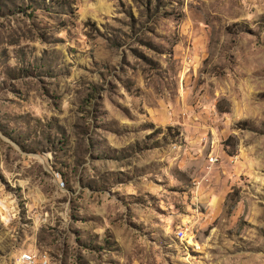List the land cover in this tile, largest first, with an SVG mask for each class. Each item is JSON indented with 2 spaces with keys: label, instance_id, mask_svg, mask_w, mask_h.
<instances>
[{
  "label": "rangeland",
  "instance_id": "rangeland-1",
  "mask_svg": "<svg viewBox=\"0 0 264 264\" xmlns=\"http://www.w3.org/2000/svg\"><path fill=\"white\" fill-rule=\"evenodd\" d=\"M24 253L264 264V0H0V264Z\"/></svg>",
  "mask_w": 264,
  "mask_h": 264
},
{
  "label": "built area",
  "instance_id": "built-area-1",
  "mask_svg": "<svg viewBox=\"0 0 264 264\" xmlns=\"http://www.w3.org/2000/svg\"><path fill=\"white\" fill-rule=\"evenodd\" d=\"M181 233V231H179ZM41 262V261H38ZM36 257L30 253H25L24 257H19L15 264H38Z\"/></svg>",
  "mask_w": 264,
  "mask_h": 264
},
{
  "label": "bare ground",
  "instance_id": "bare-ground-1",
  "mask_svg": "<svg viewBox=\"0 0 264 264\" xmlns=\"http://www.w3.org/2000/svg\"><path fill=\"white\" fill-rule=\"evenodd\" d=\"M62 184V183H61ZM25 254V253H24ZM24 254L21 255V257H24ZM46 258V257H45ZM41 261V264H46L47 263V260L46 259H42L40 260Z\"/></svg>",
  "mask_w": 264,
  "mask_h": 264
}]
</instances>
